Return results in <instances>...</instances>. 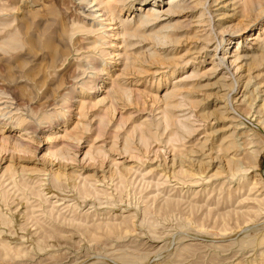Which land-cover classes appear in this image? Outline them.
<instances>
[{
    "label": "rangeland",
    "instance_id": "374dc122",
    "mask_svg": "<svg viewBox=\"0 0 264 264\" xmlns=\"http://www.w3.org/2000/svg\"><path fill=\"white\" fill-rule=\"evenodd\" d=\"M0 264H264V0H0Z\"/></svg>",
    "mask_w": 264,
    "mask_h": 264
},
{
    "label": "bare ground",
    "instance_id": "6f19581e",
    "mask_svg": "<svg viewBox=\"0 0 264 264\" xmlns=\"http://www.w3.org/2000/svg\"><path fill=\"white\" fill-rule=\"evenodd\" d=\"M141 1H144V3H145L147 0H141ZM88 2H89V1H88ZM92 4H93V3H92ZM89 5H90V4H89ZM94 5H95V4L91 5V7H94ZM109 5H110V4H109ZM83 7H84V6H83ZM88 7H89V6H88ZM117 7H118L117 5H112V6H110L111 13H113ZM118 8H119V7H118ZM100 12H101V9H100V8L90 9V7H89V8L86 9V15H87V16H92V17H94V18L103 15V13H102V14H99ZM154 16H155L154 13H150V14H148V16H147L146 18H144V19H142V20L140 21V23L142 24V25H141V24H140V25L143 26V23L150 21V19H153ZM157 16H159V15H156V17H157ZM83 66H84V65H83ZM94 72H95V71H94ZM95 86H96V83L94 82L93 85H92V87H95Z\"/></svg>",
    "mask_w": 264,
    "mask_h": 264
}]
</instances>
